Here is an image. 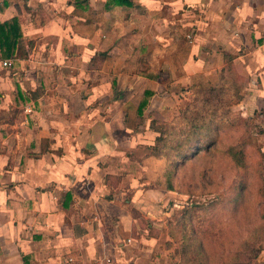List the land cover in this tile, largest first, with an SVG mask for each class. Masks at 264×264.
Wrapping results in <instances>:
<instances>
[{
  "label": "crops",
  "instance_id": "0c3cea01",
  "mask_svg": "<svg viewBox=\"0 0 264 264\" xmlns=\"http://www.w3.org/2000/svg\"><path fill=\"white\" fill-rule=\"evenodd\" d=\"M129 1L0 0L27 52L0 66V264H177L156 231L164 194L132 165L164 83H239V108L264 128V0ZM189 34L177 68L160 56L168 70L143 75L156 47ZM16 89L30 100L16 106Z\"/></svg>",
  "mask_w": 264,
  "mask_h": 264
},
{
  "label": "rangeland",
  "instance_id": "374dc122",
  "mask_svg": "<svg viewBox=\"0 0 264 264\" xmlns=\"http://www.w3.org/2000/svg\"><path fill=\"white\" fill-rule=\"evenodd\" d=\"M78 1L84 3L86 0ZM120 36L118 35L115 45L121 48L124 54L129 55L131 51L122 44V40L126 39ZM185 39L186 43L191 45L192 36L189 34L184 39L179 36L177 41L174 40L169 44L165 42L162 43V47H156L153 52L154 63L142 68L144 70L142 73L147 74L148 71L150 74L147 75L152 74L158 80L164 73V68L168 70V67L161 65L160 56L173 57L174 67L177 68L180 63L176 62L175 58L182 53ZM197 82L187 85H172L166 82L161 85L159 92L166 93L164 95L166 100L159 106L161 109L159 112L146 114L149 130L143 131L142 127L136 136L141 142L132 150L135 162L132 165L139 172L138 181L143 189L162 191L164 194L160 199V205L163 204L164 207L160 209L161 214L159 213V217L164 218V227L156 231L169 236L173 248L176 246L173 242L181 237V234L173 229L182 212L192 204L206 207L212 202L215 203L208 213H203L205 216L203 219L206 221L207 218L208 222L205 233L211 241L208 255H211L213 260L219 259L222 263L229 264L232 253L242 242L253 235L262 236L261 231L264 229V128L254 117L245 115L239 108L238 104L242 100L241 84L228 81L224 77L215 82L206 80ZM209 88L222 90L224 92L222 95L230 99L231 113L250 120V126L249 123L246 127L242 122L237 121V126L230 127L224 124L229 122H222V134L217 145L200 144L199 148L194 149V153L185 159L181 167L170 173L173 176V190L155 189L156 182L164 181L160 171L164 157H161L162 159L156 157L152 150L159 135L156 130H160L162 124L179 117V112L193 103L197 91ZM149 114L153 115L149 116ZM142 118L139 117L138 120L141 126L144 123ZM248 136L252 141L246 145ZM230 147L235 150L243 148L242 151L245 153L241 166L236 164L237 157L229 153ZM127 194L125 192L126 198ZM169 232H173L176 238L170 237ZM258 245L261 248L260 255L254 264H264V231ZM175 256L179 262V255Z\"/></svg>",
  "mask_w": 264,
  "mask_h": 264
},
{
  "label": "trees",
  "instance_id": "16d2710c",
  "mask_svg": "<svg viewBox=\"0 0 264 264\" xmlns=\"http://www.w3.org/2000/svg\"><path fill=\"white\" fill-rule=\"evenodd\" d=\"M112 2L126 6L131 4L129 0H112ZM4 5L2 3V7ZM26 55L23 34L17 18L0 23V59H22ZM102 57L99 56L94 61H101ZM143 75L151 80H157L156 76L144 73ZM46 86L47 84L44 83V88ZM39 92H36V96ZM222 94H224L222 90L214 88L197 91L193 103L185 106L179 112V117L162 124L160 130H156L159 135L155 139L152 150L153 154L157 155L156 157H164L163 165L160 168L164 181L156 182L155 185L158 188L155 186V189L173 190V176L170 173H173L174 169L181 167L185 159L191 156L194 153V149L199 148L200 144L205 146L217 145L222 134V122H229L224 124L225 126L230 125V127L237 126V121L242 122L246 127H248L247 124L249 123L250 126V120L242 119L231 113L229 110L230 99H227ZM151 97L152 93L150 91L144 92L136 110L138 117H143ZM13 99L16 106L25 104V101L30 100H25L17 89L16 93L13 94ZM153 114H149V116ZM246 139V145L252 141L249 136ZM242 150V147L237 150L230 147L228 150L232 156L237 157L236 164L240 166L245 153ZM214 205V202L206 207L196 204L190 205L179 216L173 229L176 233H180L181 237L177 239L173 232H169L170 237L176 238L173 243L176 245L174 254L179 255L178 264H224L221 260H213L212 256L208 255L211 241L205 233L206 228H208V222L207 218L206 221L203 219L205 218L203 213H208ZM263 231L264 229L261 231L262 236ZM262 236L253 235V237L243 241L240 247L232 253L229 264H254V261L260 255L261 248L258 244L262 240Z\"/></svg>",
  "mask_w": 264,
  "mask_h": 264
},
{
  "label": "built area",
  "instance_id": "2783aa9c",
  "mask_svg": "<svg viewBox=\"0 0 264 264\" xmlns=\"http://www.w3.org/2000/svg\"><path fill=\"white\" fill-rule=\"evenodd\" d=\"M0 66H1L2 68H10V67L12 66V62L9 61V60L0 61ZM67 261H68V262H72L71 259H68Z\"/></svg>",
  "mask_w": 264,
  "mask_h": 264
}]
</instances>
